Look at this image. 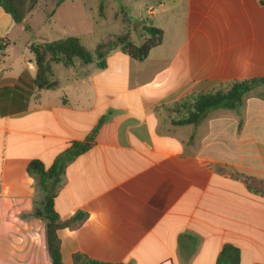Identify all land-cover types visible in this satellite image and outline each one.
I'll return each mask as SVG.
<instances>
[{"label": "crops", "instance_id": "1", "mask_svg": "<svg viewBox=\"0 0 264 264\" xmlns=\"http://www.w3.org/2000/svg\"><path fill=\"white\" fill-rule=\"evenodd\" d=\"M145 9L164 39L144 62L118 49L103 70L53 64L54 87L25 93L36 75L31 43L9 52L18 24L0 7L9 43L0 56V264H52L35 213L44 194L28 165L48 168L91 135L54 198L64 222L87 214L58 231L64 264L75 255L217 264L226 246L239 249V264H264V194L248 187L264 183V86L239 109L211 110L196 126L173 123L189 95L264 78V3L148 0Z\"/></svg>", "mask_w": 264, "mask_h": 264}, {"label": "trees", "instance_id": "2", "mask_svg": "<svg viewBox=\"0 0 264 264\" xmlns=\"http://www.w3.org/2000/svg\"><path fill=\"white\" fill-rule=\"evenodd\" d=\"M42 0H0V7L11 15L17 24L23 23L26 18L36 9ZM264 3V0H262ZM145 39L137 44L126 34L115 35L108 40L101 41L95 50H89L78 37H66L53 42L32 43L30 52L36 66V75L30 90L20 86L26 82L20 79L18 87L25 93L51 89L53 64H63L65 67H73L76 61L83 65H94L98 70L107 67V58L114 51L120 49L136 62H144L150 52L161 46L164 33L161 29L153 26H144ZM8 41L0 38V56L7 49ZM264 86V78L241 79L223 84L208 92L192 94L182 99V111L178 119L173 121L177 126H196L204 119L211 110L218 108L239 109L244 103L246 96L256 88ZM95 134V132H94ZM95 143V136L91 135L84 142H76L58 157L52 166L46 167L41 161L35 160L28 165V172L35 176L38 186L44 194L40 209L35 213L46 223V240L48 253L52 264H64L61 252V240L58 231L66 227H74L87 218L85 213H77L68 221H62L54 208V198L62 187L64 174L68 164L80 154L89 150ZM250 190L264 194V183L251 179L248 182ZM240 251L233 246H226L222 250L217 264H239ZM74 264H112L95 261L80 255L74 256Z\"/></svg>", "mask_w": 264, "mask_h": 264}, {"label": "rangeland", "instance_id": "3", "mask_svg": "<svg viewBox=\"0 0 264 264\" xmlns=\"http://www.w3.org/2000/svg\"><path fill=\"white\" fill-rule=\"evenodd\" d=\"M130 1L44 0L41 10L34 11L27 22L18 24L15 47H10L9 52L23 50L28 42L42 43L66 37H78L93 51L101 41L126 33L141 44L146 34L144 26L151 20L145 9L148 0ZM25 53L30 55L28 50Z\"/></svg>", "mask_w": 264, "mask_h": 264}, {"label": "built area", "instance_id": "4", "mask_svg": "<svg viewBox=\"0 0 264 264\" xmlns=\"http://www.w3.org/2000/svg\"><path fill=\"white\" fill-rule=\"evenodd\" d=\"M153 10H154V8L149 9V14H152L153 13Z\"/></svg>", "mask_w": 264, "mask_h": 264}]
</instances>
